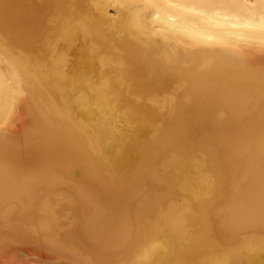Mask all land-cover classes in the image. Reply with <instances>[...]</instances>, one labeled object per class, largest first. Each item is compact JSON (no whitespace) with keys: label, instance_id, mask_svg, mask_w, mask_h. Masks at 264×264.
<instances>
[{"label":"bare ground","instance_id":"bare-ground-1","mask_svg":"<svg viewBox=\"0 0 264 264\" xmlns=\"http://www.w3.org/2000/svg\"><path fill=\"white\" fill-rule=\"evenodd\" d=\"M0 264H264V0H0Z\"/></svg>","mask_w":264,"mask_h":264}]
</instances>
